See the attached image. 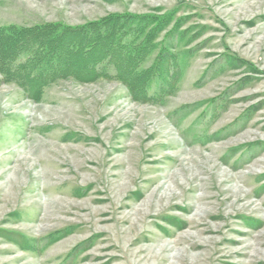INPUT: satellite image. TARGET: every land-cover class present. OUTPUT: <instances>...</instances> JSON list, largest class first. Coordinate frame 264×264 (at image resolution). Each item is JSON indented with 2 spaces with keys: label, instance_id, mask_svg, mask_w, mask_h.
Here are the masks:
<instances>
[{
  "label": "rangeland",
  "instance_id": "1",
  "mask_svg": "<svg viewBox=\"0 0 264 264\" xmlns=\"http://www.w3.org/2000/svg\"><path fill=\"white\" fill-rule=\"evenodd\" d=\"M122 12L169 18L162 99L0 72V264H264V0H0V27Z\"/></svg>",
  "mask_w": 264,
  "mask_h": 264
},
{
  "label": "trees",
  "instance_id": "2",
  "mask_svg": "<svg viewBox=\"0 0 264 264\" xmlns=\"http://www.w3.org/2000/svg\"><path fill=\"white\" fill-rule=\"evenodd\" d=\"M169 18L122 12L78 26L43 23L0 27V72L28 97L58 79L122 80L139 100L169 94L180 73L179 52L158 50L143 67ZM134 86V87H133ZM156 99V100H155Z\"/></svg>",
  "mask_w": 264,
  "mask_h": 264
}]
</instances>
